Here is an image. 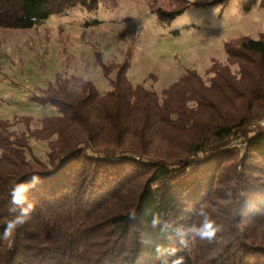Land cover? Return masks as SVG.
<instances>
[{"label": "trees", "instance_id": "1", "mask_svg": "<svg viewBox=\"0 0 264 264\" xmlns=\"http://www.w3.org/2000/svg\"><path fill=\"white\" fill-rule=\"evenodd\" d=\"M100 2L118 0H0V27L32 28ZM147 2L164 21L201 5ZM224 50L225 60L204 74L187 68L161 92L131 82L128 57L109 68L98 55L107 76L116 68L105 92L58 73L29 96L55 107L35 135L52 138L47 163L34 164L29 135L0 120V222L12 182L40 176L27 192L30 219L12 235L0 223V264H264V131L251 128L264 116V31L228 38ZM202 203L220 224L210 241L181 234Z\"/></svg>", "mask_w": 264, "mask_h": 264}, {"label": "rangeland", "instance_id": "2", "mask_svg": "<svg viewBox=\"0 0 264 264\" xmlns=\"http://www.w3.org/2000/svg\"><path fill=\"white\" fill-rule=\"evenodd\" d=\"M192 1L201 5L189 6L170 21L160 19L147 0H118L114 7L100 2L92 11L72 7L32 28L0 27V120L29 135L27 156L34 164L47 163L53 156L52 138L35 135L44 133V119L55 113V107L34 103L29 96L40 94L58 73L82 76L105 92L116 68L107 76L98 55L109 68L128 57L131 82L161 92L185 69L204 74L213 58L225 60L228 38L258 37L264 31V4L246 11L243 0ZM93 18L100 23L84 25ZM251 128L264 129V116ZM222 197L216 200L219 206L226 203L224 192Z\"/></svg>", "mask_w": 264, "mask_h": 264}, {"label": "clouds", "instance_id": "3", "mask_svg": "<svg viewBox=\"0 0 264 264\" xmlns=\"http://www.w3.org/2000/svg\"><path fill=\"white\" fill-rule=\"evenodd\" d=\"M39 179V174L32 172L28 180L17 178L12 182L7 192V195L11 196L12 206L9 208L7 218L0 222L4 226V235H12L19 226L30 219L34 203L28 199L27 192L39 182ZM156 222L153 218V226ZM219 229L220 224L216 222L212 210L207 204L202 203L196 208L192 222L182 230L181 234L210 241ZM172 264H182V257L174 259Z\"/></svg>", "mask_w": 264, "mask_h": 264}, {"label": "water", "instance_id": "4", "mask_svg": "<svg viewBox=\"0 0 264 264\" xmlns=\"http://www.w3.org/2000/svg\"><path fill=\"white\" fill-rule=\"evenodd\" d=\"M261 130V129H260ZM261 131H264V129H262Z\"/></svg>", "mask_w": 264, "mask_h": 264}]
</instances>
